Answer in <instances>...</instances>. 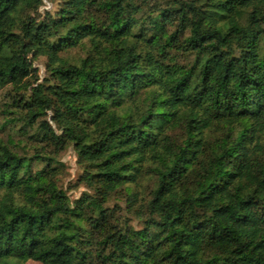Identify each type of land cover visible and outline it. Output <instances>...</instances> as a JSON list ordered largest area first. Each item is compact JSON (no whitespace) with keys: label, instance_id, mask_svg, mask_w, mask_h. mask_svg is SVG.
<instances>
[{"label":"trees","instance_id":"1","mask_svg":"<svg viewBox=\"0 0 264 264\" xmlns=\"http://www.w3.org/2000/svg\"><path fill=\"white\" fill-rule=\"evenodd\" d=\"M48 1L0 0V87L93 191L0 143V264H264V0Z\"/></svg>","mask_w":264,"mask_h":264},{"label":"rangeland","instance_id":"2","mask_svg":"<svg viewBox=\"0 0 264 264\" xmlns=\"http://www.w3.org/2000/svg\"><path fill=\"white\" fill-rule=\"evenodd\" d=\"M45 2L46 4L42 9L51 7V3L48 0H45ZM174 54L177 57V61L183 64L191 62L194 58L193 54H179L177 52H174ZM65 55L70 58L78 59L84 55V50L79 47L74 48L66 52ZM36 66L39 69L40 76L44 77L45 58L41 57L36 62ZM16 95V91H14L10 85L0 87V143L8 145L21 154L31 155L38 153V151L43 153L45 151L51 156L55 155L56 159L53 161V164L56 166L57 170L54 178L58 185L66 190L73 202L85 193H92L93 189L87 185L85 180L81 179L85 172L73 146L70 145L57 151L54 147L47 146V142L41 140L43 134L42 130L22 127V122L9 119L13 114H8V111L14 110L9 104ZM43 166L44 161H35L33 163V168L35 170ZM147 183L148 181H145L144 184L139 187L143 192L142 196L145 195V184L147 185ZM149 186H153V181L149 183ZM128 197L126 191L117 192L111 196L107 202V206H109L114 215L119 216L122 221H126L130 225L140 228L143 225L144 217L138 219L136 214L132 210H129L128 203L130 200H128ZM140 200H142V198ZM26 264H43V262L36 259H29Z\"/></svg>","mask_w":264,"mask_h":264}]
</instances>
